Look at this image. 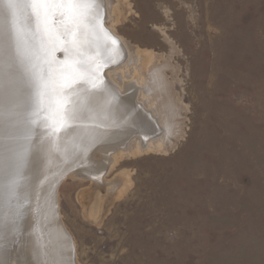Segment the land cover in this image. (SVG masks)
Instances as JSON below:
<instances>
[{"label":"rangeland","instance_id":"1","mask_svg":"<svg viewBox=\"0 0 264 264\" xmlns=\"http://www.w3.org/2000/svg\"><path fill=\"white\" fill-rule=\"evenodd\" d=\"M110 8L103 26L142 55L141 69L164 67L181 135L113 152L109 198L89 177L65 175L58 209L77 264H264V0Z\"/></svg>","mask_w":264,"mask_h":264},{"label":"bare ground","instance_id":"2","mask_svg":"<svg viewBox=\"0 0 264 264\" xmlns=\"http://www.w3.org/2000/svg\"><path fill=\"white\" fill-rule=\"evenodd\" d=\"M110 2L97 0L78 29L69 21L66 8L36 3L40 11L43 9L39 30L48 31L41 40L44 58L51 67L52 89L46 107L40 103L25 107L17 119L20 125L25 115L24 123L31 130L25 143L27 171L34 175L39 160L40 172L47 180L37 210L31 215L39 264H77L74 241L58 209L57 190L65 175L89 177L99 187L105 186L103 195L109 198L117 183L105 181L104 175L112 164L113 152L164 148L169 135L181 132L175 119L179 107L166 93L161 72L164 67L160 71L161 66H155L157 59H153L147 69H141L142 55H132L135 48L118 36L112 25L103 26L111 18ZM28 21L37 23L36 19ZM117 71H122L116 77L118 83L111 78ZM8 106L0 105V112L8 113ZM4 117L0 114V120ZM104 205L101 212L107 210Z\"/></svg>","mask_w":264,"mask_h":264},{"label":"water","instance_id":"3","mask_svg":"<svg viewBox=\"0 0 264 264\" xmlns=\"http://www.w3.org/2000/svg\"><path fill=\"white\" fill-rule=\"evenodd\" d=\"M14 11L20 21L15 36L11 29ZM40 13L33 0H21L18 9H10L9 0H0V105H11L8 113L0 112L5 115L0 120V264H39L31 215L47 180L40 172L39 160L36 176L27 171L25 143L31 130L24 123L25 115L20 125L17 117L30 105L46 107L52 89L41 40L48 31L39 30Z\"/></svg>","mask_w":264,"mask_h":264},{"label":"snow or ice","instance_id":"4","mask_svg":"<svg viewBox=\"0 0 264 264\" xmlns=\"http://www.w3.org/2000/svg\"><path fill=\"white\" fill-rule=\"evenodd\" d=\"M21 0H9V8L10 9H18ZM33 3H50V4H58L61 8H66L67 17L69 21L76 26L78 29L82 20L86 17L90 8H92L97 0H33ZM39 15V13H34ZM14 20L11 25V29L13 31L14 36L18 34L17 24L20 21L16 18L18 16L17 12L12 13ZM65 12H61V16H64ZM73 34V46L76 45L75 33ZM71 85H69L70 87Z\"/></svg>","mask_w":264,"mask_h":264}]
</instances>
